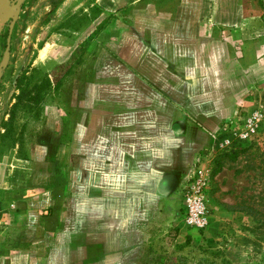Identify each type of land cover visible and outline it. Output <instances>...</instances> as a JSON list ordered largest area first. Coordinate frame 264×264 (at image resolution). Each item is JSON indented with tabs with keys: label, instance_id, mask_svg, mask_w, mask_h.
<instances>
[{
	"label": "rangeland",
	"instance_id": "rangeland-1",
	"mask_svg": "<svg viewBox=\"0 0 264 264\" xmlns=\"http://www.w3.org/2000/svg\"><path fill=\"white\" fill-rule=\"evenodd\" d=\"M178 7V21L211 24L214 41L227 38L234 56L258 49L256 63L249 54L240 57L238 72L223 65L230 86L243 91L223 120L236 114L240 123L255 111L257 127L235 142L243 150L230 158L217 147L219 123L214 144L198 151L199 164L193 160L207 176V226L197 232L183 224L180 198L175 215L139 225L143 263L264 264V0H0V31L7 25L0 39V264H45L63 244V213H76V205L63 211L61 202L77 199V104L92 100L80 92L101 82L92 72L103 55H115L97 31L111 23L175 21ZM20 68L34 71L15 99L11 82ZM217 159L220 170L212 174ZM69 230L77 223L71 220ZM52 258L62 264V255Z\"/></svg>",
	"mask_w": 264,
	"mask_h": 264
},
{
	"label": "crops",
	"instance_id": "crops-1",
	"mask_svg": "<svg viewBox=\"0 0 264 264\" xmlns=\"http://www.w3.org/2000/svg\"><path fill=\"white\" fill-rule=\"evenodd\" d=\"M176 14L175 21L111 23L95 34L115 55H103L92 72L107 81L80 92L92 100L77 104V199L61 202L76 213H63V244L45 264H57L59 254L62 264H144L139 225L176 214L198 151L214 144L217 126L239 104L243 91L230 86L223 65L238 72L240 57L256 63L258 49L234 56L227 38L214 41L211 24L178 21L179 7Z\"/></svg>",
	"mask_w": 264,
	"mask_h": 264
},
{
	"label": "built area",
	"instance_id": "built-area-1",
	"mask_svg": "<svg viewBox=\"0 0 264 264\" xmlns=\"http://www.w3.org/2000/svg\"><path fill=\"white\" fill-rule=\"evenodd\" d=\"M236 114L223 120L216 130L217 147L221 149L233 148L236 142L248 140L255 133L257 127V112H251L243 117L242 122H235ZM195 163L199 164V159ZM207 176L203 175L198 165L194 171L186 177L178 192L181 198V208L178 213L186 227L196 230L204 229L209 221V210L206 205L205 191L207 190Z\"/></svg>",
	"mask_w": 264,
	"mask_h": 264
},
{
	"label": "trees",
	"instance_id": "trees-1",
	"mask_svg": "<svg viewBox=\"0 0 264 264\" xmlns=\"http://www.w3.org/2000/svg\"><path fill=\"white\" fill-rule=\"evenodd\" d=\"M7 25L5 24L0 31V39L3 41V39L6 37V33H7ZM32 71H34V68H28V73L27 70H25L24 68H20L19 71L17 72V74L14 76L11 85L13 90H16L17 94H13L15 95V99H17L18 94L19 93H23L24 91L28 90V88L30 87L31 84V79H32ZM1 78V77H0ZM47 81H46V85H47ZM3 87L2 84L0 83V92H2ZM14 93V92H13ZM3 123L1 122L0 125H2ZM6 134V133H4ZM4 136L2 134H0V137ZM240 145V144H239ZM238 145V146H239ZM236 147V148H229L227 150L222 151L221 154L228 156L230 158L235 157L237 155V153L241 150H243L240 147ZM220 170V165L218 162V159L215 160L214 163V167L212 169V174L218 172ZM197 232L200 230H196Z\"/></svg>",
	"mask_w": 264,
	"mask_h": 264
},
{
	"label": "bare ground",
	"instance_id": "bare-ground-1",
	"mask_svg": "<svg viewBox=\"0 0 264 264\" xmlns=\"http://www.w3.org/2000/svg\"><path fill=\"white\" fill-rule=\"evenodd\" d=\"M2 17L1 13H0V18Z\"/></svg>",
	"mask_w": 264,
	"mask_h": 264
}]
</instances>
